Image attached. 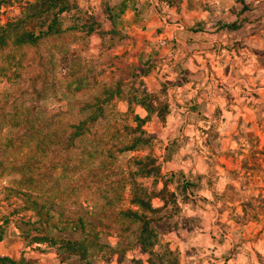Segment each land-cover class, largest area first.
<instances>
[{
	"label": "rangeland",
	"instance_id": "1",
	"mask_svg": "<svg viewBox=\"0 0 264 264\" xmlns=\"http://www.w3.org/2000/svg\"><path fill=\"white\" fill-rule=\"evenodd\" d=\"M27 1L42 2L6 0L0 26ZM61 7L26 21L57 32L0 52V264H264V70L241 52L264 49V0ZM27 115L51 126L39 150L11 128Z\"/></svg>",
	"mask_w": 264,
	"mask_h": 264
},
{
	"label": "trees",
	"instance_id": "2",
	"mask_svg": "<svg viewBox=\"0 0 264 264\" xmlns=\"http://www.w3.org/2000/svg\"><path fill=\"white\" fill-rule=\"evenodd\" d=\"M6 0H0V6L5 3ZM28 11L27 8L25 11H22L20 16L15 17L14 19H11L7 21L4 25L0 26V52L4 51L6 47L9 45H13L16 47L24 46V45H32L36 46L38 43V40L42 37L43 34H49L50 32H57V25L52 23L48 26L47 30H39L35 31L29 26H26V21L29 18L36 17L40 11L39 8H41L44 11L52 9L56 7L58 4H60L62 7L59 12H64L67 10V0H42V2H31L27 1ZM42 6V7H40ZM240 25L233 22V23H228L224 24L223 27L228 28V29H234L238 28ZM146 106V109L149 111V114H151L155 109L152 105L148 103H144ZM166 111V106H164L161 111H158V116L161 119H164ZM99 116H89L86 118H83L80 120L78 123L72 125L76 130L74 131L73 135H79L80 132L82 131L83 127L89 122H95L97 121ZM149 115L141 118L138 115L135 116V120L139 123L138 127L141 128V126L148 120ZM44 124V123H43ZM49 125V126H48ZM47 126H42L41 125V120L40 119H35L32 120L30 115H27L25 117H12L11 118V128L12 129H17V130H24V137L26 138L27 142L30 143V145H36L39 146L40 144L44 143V140L47 138L45 132L46 128H50V124ZM146 131L141 130V135L145 134ZM139 138V137H138ZM141 138V137H140ZM194 185L191 183H186L182 186L181 192L184 194V197L186 198L188 192L191 190V187ZM191 192V191H190ZM136 203H142L141 199H136V201H133ZM31 205H33V208L38 211V214L41 215L42 217L45 218L47 221V218H50L52 215L47 212L42 211V204L39 203L37 200H31L30 201ZM45 221V222H46ZM44 240V239H40Z\"/></svg>",
	"mask_w": 264,
	"mask_h": 264
},
{
	"label": "crops",
	"instance_id": "3",
	"mask_svg": "<svg viewBox=\"0 0 264 264\" xmlns=\"http://www.w3.org/2000/svg\"><path fill=\"white\" fill-rule=\"evenodd\" d=\"M216 39V38H215ZM254 46V45H253ZM259 48V49H258ZM199 53H201L203 55V53H205L206 50L204 49H198ZM217 51L220 52V49H216V54L218 53ZM229 52L230 54L233 56L234 59H231V58H228L226 60V64H224V66H226V69H228V64H231V66L237 61L239 62L237 59V56L235 55V50L234 49H229ZM242 54L244 55V68L246 70V72H249L252 68H259V69H262L264 70V59H263V55H264V49H261V47H257V49H254V47L249 46L247 47L246 49H242L241 50ZM231 56V57H232ZM214 64H217L218 67L217 69H221V66L219 65H223V63L221 64V56H214V58L212 59V61ZM172 86V89H174V92L177 94V93H180L179 97L181 95H183L182 93H186V90L188 88L189 83H184L182 85H170ZM198 88V86L195 85V87L192 88V91H196V89ZM203 93V92H202ZM200 93V94H195L194 95V103L196 104V99L200 100L203 96V94ZM176 99H178L179 97L177 95H174ZM214 102L217 104H223V98L221 96H218L216 99H214ZM146 117V116H145ZM159 117V116H158ZM168 148L166 146V148H164V150L166 151L165 152V155H164V159L167 160V157H166V153L168 152ZM167 163H168V160H167ZM194 186H196V184H194ZM232 240V237L231 235H228V239H226L223 244L221 245L222 248L226 249V248H231L233 247V242L231 241ZM246 257H248V255L246 254H243V253H240V252H236L235 254L233 255H229L228 257H226L225 259L221 258V259H218V261H221V263H223L224 261L227 262L228 264L230 263L231 264V261H232V264H234L235 262H240L244 259H246Z\"/></svg>",
	"mask_w": 264,
	"mask_h": 264
}]
</instances>
